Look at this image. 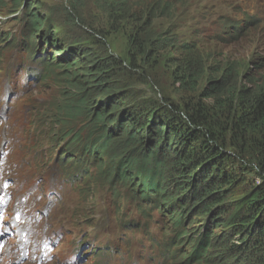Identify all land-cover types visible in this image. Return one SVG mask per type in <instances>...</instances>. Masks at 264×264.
Segmentation results:
<instances>
[{
    "label": "trees",
    "instance_id": "trees-1",
    "mask_svg": "<svg viewBox=\"0 0 264 264\" xmlns=\"http://www.w3.org/2000/svg\"><path fill=\"white\" fill-rule=\"evenodd\" d=\"M86 1L69 0L68 31L84 27ZM6 2L23 12L22 41L31 58L38 55L42 79L55 76L61 86L63 99L42 114V125L84 202L92 196L84 197L86 185L104 184L119 228L137 217L141 234L150 225L158 231L150 249L161 264H264V77L240 79L236 63L209 67L198 45L185 43L173 76L186 96L177 104L164 91L161 101L138 99L136 87L151 85L149 69L171 64L172 53L161 54L179 45L176 37H148L159 19L178 11L173 2L93 1L114 26L133 25L125 59L77 48L75 38L68 44L55 32L62 24L46 23L35 2L0 0V9ZM237 8L243 20L224 19L219 34L231 45L264 25V11ZM195 217L204 223L193 237Z\"/></svg>",
    "mask_w": 264,
    "mask_h": 264
},
{
    "label": "rangeland",
    "instance_id": "rangeland-1",
    "mask_svg": "<svg viewBox=\"0 0 264 264\" xmlns=\"http://www.w3.org/2000/svg\"><path fill=\"white\" fill-rule=\"evenodd\" d=\"M93 1H86L87 21L83 28L74 29L75 33L68 31L70 19L64 11L69 0H26V6L35 2L36 12L46 23L49 22L54 28L56 23L62 24L55 32L66 35L64 39H67L68 44L75 38L74 44L77 48L88 49L98 56L113 54L119 58H127L130 52L127 34L133 30V25L122 23L114 26ZM170 1L179 7L178 11L170 12V15L159 19L149 30L148 37H176L179 45L163 50L161 56L172 53L171 64L158 65L155 70L149 69L152 75L151 85L136 87L134 93L138 99L146 97L161 101L164 91L177 104L186 96V92L181 91L179 84L174 82L173 76V62L180 61L187 55L183 54L185 51L181 48L185 43L197 44L202 53L201 57L209 60V67L236 63L240 64V79L245 80L248 75L252 78L264 77V69L259 70L258 66L264 64V25L251 28L240 42L232 45L229 39L224 38L225 34L219 36L223 32L224 19L243 20L244 13L237 5L241 6L244 12L255 6L262 13L264 0H183L182 5L181 0ZM5 5L8 7L0 9V116H3L2 121L9 130L10 141L5 149L6 155L0 157V170L4 172L3 177L9 180L8 191L14 192L15 196L7 201V212L14 216L20 204L33 209L34 213L19 211L12 220L25 223L37 235L35 239L46 235L50 227L56 230L54 235L59 237L60 242L56 245L54 259L50 264H73L68 260L78 252L85 258L90 250L100 248L110 251L112 256L98 261L90 253L86 264H161L149 245H144V237L139 230L134 226L121 230L113 221L115 204L111 195L103 191L104 184L96 181L92 188L85 186L84 197L88 192L94 196H91L87 203L83 201L75 186L64 181L67 177L62 175L57 161L61 148H50L51 144L46 136L52 135L53 132H49V125H42V114L63 99L60 97L61 86L55 81V76L51 80L35 76L39 74L42 77L40 71L43 66L31 62L25 51L27 45L21 39L22 11L17 14L13 12L18 9L15 2H6ZM46 28L49 29V25ZM50 56L57 57L53 52ZM208 75L210 72L207 70L201 89L205 87ZM13 122L18 124V130ZM15 151L21 167L17 166L18 160L14 161L15 166L9 165V169L3 167ZM0 181H3L1 174ZM31 187L47 192L39 206L41 210L50 209L43 221L40 211L35 207V199L28 202L20 195L24 191L28 192ZM53 194H56V199L52 200ZM130 221V218L124 220L123 225L126 226ZM137 222V217H134L133 224ZM203 223L202 218L195 217L190 227L193 237L201 233ZM80 242L84 247L77 250Z\"/></svg>",
    "mask_w": 264,
    "mask_h": 264
},
{
    "label": "clouds",
    "instance_id": "clouds-1",
    "mask_svg": "<svg viewBox=\"0 0 264 264\" xmlns=\"http://www.w3.org/2000/svg\"><path fill=\"white\" fill-rule=\"evenodd\" d=\"M150 235H153V236H155V237H158V231L157 230H155V231H150Z\"/></svg>",
    "mask_w": 264,
    "mask_h": 264
},
{
    "label": "bare ground",
    "instance_id": "bare-ground-1",
    "mask_svg": "<svg viewBox=\"0 0 264 264\" xmlns=\"http://www.w3.org/2000/svg\"><path fill=\"white\" fill-rule=\"evenodd\" d=\"M18 254V253H17Z\"/></svg>",
    "mask_w": 264,
    "mask_h": 264
}]
</instances>
